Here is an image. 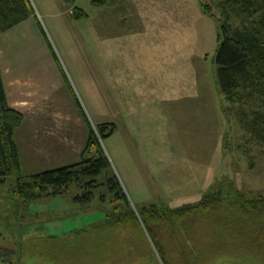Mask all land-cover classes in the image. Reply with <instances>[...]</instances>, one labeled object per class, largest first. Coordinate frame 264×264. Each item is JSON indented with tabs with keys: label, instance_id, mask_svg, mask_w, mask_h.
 <instances>
[{
	"label": "rangeland",
	"instance_id": "obj_1",
	"mask_svg": "<svg viewBox=\"0 0 264 264\" xmlns=\"http://www.w3.org/2000/svg\"><path fill=\"white\" fill-rule=\"evenodd\" d=\"M28 1L27 17L0 33L3 78L29 86L48 111L38 130L42 154L29 152L27 116L16 128L22 170L80 160L83 110L137 222L130 215L116 225L105 220L114 206L120 214L128 207L104 186L87 205L73 201L75 184L65 194L24 200L13 173L0 181V264H163L139 217L142 206L174 208L215 190L223 203L264 199V142L240 120L262 97L241 90L240 102L229 101L213 61L222 25L250 28L258 13L224 0ZM101 122L114 123L105 138ZM59 138L71 146L55 145ZM206 212L153 221L162 254L192 264H264L256 255L264 254L260 237L237 247L239 239ZM257 223L264 230V219L248 225Z\"/></svg>",
	"mask_w": 264,
	"mask_h": 264
},
{
	"label": "trees",
	"instance_id": "obj_2",
	"mask_svg": "<svg viewBox=\"0 0 264 264\" xmlns=\"http://www.w3.org/2000/svg\"><path fill=\"white\" fill-rule=\"evenodd\" d=\"M226 4L236 3L249 14H257L258 20L250 28H234L222 25L219 41L214 55L216 67V84L219 90L234 103L243 97L242 92L248 97L255 94L262 97L259 109H254L248 116L243 110L240 120L244 129L250 134L253 140L264 142V0H224ZM28 0H0V33L12 27L27 17ZM75 17H80L75 9ZM74 99L77 101L75 95ZM78 103V101H77ZM83 119L87 125L88 133L85 142V150L81 153V159L55 168L45 169L34 174H25L21 166V158L16 139V128L24 120V114L13 107L7 98L6 89L0 65V181L7 175L15 173L16 194L24 200H31L41 195H58L69 192L71 185L75 184L77 191L72 199L81 205H87L95 197V189L104 186L112 198L119 203L125 204L128 209L123 214L118 206H114L112 212L106 214L105 220L109 224H118L130 215L136 222L137 216L129 207L127 196L123 191L121 183L113 173L111 163L102 150L97 133L90 124L89 119L82 110ZM97 132L101 138L111 134L114 129L113 122H101L97 125ZM232 191V185H229ZM100 201L105 200L104 193L99 196ZM220 190L210 191L201 199L193 203H186L174 208H160L156 204L144 205L139 211V217L145 226L147 233L154 243L163 264H192L190 259L184 262L169 260L166 254H162L163 247L156 239V233L151 223L163 221L166 218H175L183 221L188 215L194 212L209 213L216 217L212 219L217 227L224 232H230V236L238 238L233 241L237 247L254 246L262 241L264 245L263 225H248L251 219H264V199H234L231 202L223 203ZM236 203L233 210L230 205ZM232 205V206H233ZM224 213L221 215L217 212ZM235 215L232 218V214ZM226 219V220H225ZM219 231V230H218ZM249 233V235L247 234ZM261 234V235H260ZM245 235L248 238H243ZM252 235V237H251ZM261 240L257 241L256 238ZM191 241V240H190ZM199 251H201L199 249ZM198 251V252H199ZM264 261V254H256ZM198 264H207L201 262ZM212 264V263H208Z\"/></svg>",
	"mask_w": 264,
	"mask_h": 264
},
{
	"label": "crops",
	"instance_id": "obj_3",
	"mask_svg": "<svg viewBox=\"0 0 264 264\" xmlns=\"http://www.w3.org/2000/svg\"><path fill=\"white\" fill-rule=\"evenodd\" d=\"M3 81L9 103L16 109L23 112L24 119L26 116V119H29V123L27 122V130L29 131L30 141L29 152L38 156L42 154V150L39 148H43V144L40 142V140L43 142L46 141L44 135H38V130H43L44 128L43 124L46 122L45 112H48L45 109L47 106H43L45 104L43 102V99L39 97H34V91L30 90L29 86H23V84H21L17 78H3ZM35 105L39 107H36ZM64 136L67 135H65L64 133ZM55 145L63 148L71 146L67 143V141L63 143L60 138L57 142H55Z\"/></svg>",
	"mask_w": 264,
	"mask_h": 264
},
{
	"label": "flooded vegetation",
	"instance_id": "obj_4",
	"mask_svg": "<svg viewBox=\"0 0 264 264\" xmlns=\"http://www.w3.org/2000/svg\"><path fill=\"white\" fill-rule=\"evenodd\" d=\"M11 264V263H10Z\"/></svg>",
	"mask_w": 264,
	"mask_h": 264
}]
</instances>
